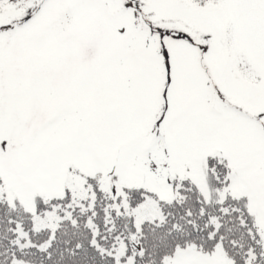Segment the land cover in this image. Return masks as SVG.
I'll use <instances>...</instances> for the list:
<instances>
[{
    "label": "snow or ice",
    "instance_id": "snow-or-ice-1",
    "mask_svg": "<svg viewBox=\"0 0 264 264\" xmlns=\"http://www.w3.org/2000/svg\"><path fill=\"white\" fill-rule=\"evenodd\" d=\"M0 264H264V0H0Z\"/></svg>",
    "mask_w": 264,
    "mask_h": 264
}]
</instances>
